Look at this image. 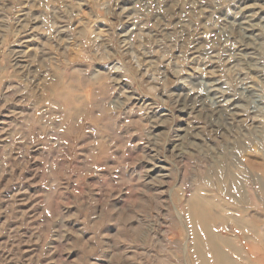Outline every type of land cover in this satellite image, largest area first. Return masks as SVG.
<instances>
[{
    "label": "rangeland",
    "instance_id": "rangeland-1",
    "mask_svg": "<svg viewBox=\"0 0 264 264\" xmlns=\"http://www.w3.org/2000/svg\"><path fill=\"white\" fill-rule=\"evenodd\" d=\"M195 197L264 264V0H0V264H216Z\"/></svg>",
    "mask_w": 264,
    "mask_h": 264
},
{
    "label": "bare ground",
    "instance_id": "bare-ground-1",
    "mask_svg": "<svg viewBox=\"0 0 264 264\" xmlns=\"http://www.w3.org/2000/svg\"><path fill=\"white\" fill-rule=\"evenodd\" d=\"M205 205L206 204H204V201L200 197H195V199L191 205V209L193 210V213L195 215V217L193 219L196 223L201 224L202 226L205 227L207 235L210 239L211 250L213 253V257L215 259V263L216 264H231V263H228L227 261H225L223 259V253L219 249L217 242H216V235L214 234V232H212L211 230H208V228H207V226L211 222H214V218L210 212L211 208L210 207L207 208V205L206 206ZM238 225H240V224H238ZM225 240L226 239H224V241Z\"/></svg>",
    "mask_w": 264,
    "mask_h": 264
}]
</instances>
